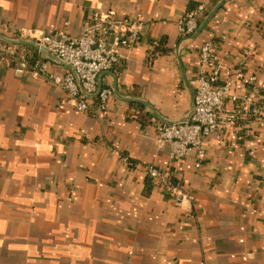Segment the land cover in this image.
Wrapping results in <instances>:
<instances>
[{
  "label": "crops",
  "instance_id": "crops-1",
  "mask_svg": "<svg viewBox=\"0 0 264 264\" xmlns=\"http://www.w3.org/2000/svg\"><path fill=\"white\" fill-rule=\"evenodd\" d=\"M201 5L198 33L180 36L177 20ZM108 9L143 33L101 78L114 91L104 113L78 112L49 79L0 64V264H264V113L247 137L204 139L199 170L156 143L159 119L191 112L205 40L264 84V0H0V50L21 32L76 37ZM159 43L167 52L155 56ZM131 104L153 122L130 119ZM148 166L178 179L184 199L149 182Z\"/></svg>",
  "mask_w": 264,
  "mask_h": 264
},
{
  "label": "built area",
  "instance_id": "built-area-1",
  "mask_svg": "<svg viewBox=\"0 0 264 264\" xmlns=\"http://www.w3.org/2000/svg\"><path fill=\"white\" fill-rule=\"evenodd\" d=\"M205 10L203 5L198 7L200 12ZM198 28L195 13H187L177 20V31L182 37H192ZM142 33V24L117 16L108 9L96 13L76 37L58 32L33 38L39 49H47L68 66L63 65L67 69L65 74L50 72L47 61L30 65L21 45L0 50V64L13 66L16 75L49 79L64 91L67 105L78 112L100 115L107 110L114 92L103 86L99 90V77L113 71L124 58V52L136 46ZM30 35L21 32L13 39H25ZM217 49L212 39L205 40L200 47L190 119L177 124L160 121L156 126V143L168 151L171 163L191 160L199 170L206 159L204 139L230 129L244 138L252 127L263 123L264 84L259 75L245 72L248 62L226 65ZM228 106L232 111L226 112ZM145 174L163 189L171 185V173L167 170L148 166ZM172 194L177 202L186 196L180 186H174Z\"/></svg>",
  "mask_w": 264,
  "mask_h": 264
},
{
  "label": "trees",
  "instance_id": "trees-1",
  "mask_svg": "<svg viewBox=\"0 0 264 264\" xmlns=\"http://www.w3.org/2000/svg\"><path fill=\"white\" fill-rule=\"evenodd\" d=\"M216 1H218V0H213L214 3ZM204 12H200V11H198V9H196L195 11L190 12V14L191 13H195L196 19L198 20L199 16L202 15ZM163 47H164V44L163 43H159L157 45L155 51H154V55L155 56H156V54L161 55L162 52H163V54L165 52H167V50H163L162 49ZM20 48L22 49L23 52L26 53L27 59H28V62L30 63V65H34L37 62L42 61L41 58L39 57L38 51H37V49L35 47H33L31 45H25V46L21 45ZM129 118L141 121L143 124H149V123L153 122V118H152L151 114L148 113L145 110V107H143L140 104H131L130 105ZM147 178H148V181L152 183V179H150L149 177H147ZM170 181H171V185H168V186L164 187V192L168 196H173L172 188L174 186H180L181 182L178 179H176L175 177H172V176L170 178Z\"/></svg>",
  "mask_w": 264,
  "mask_h": 264
},
{
  "label": "water",
  "instance_id": "water-1",
  "mask_svg": "<svg viewBox=\"0 0 264 264\" xmlns=\"http://www.w3.org/2000/svg\"><path fill=\"white\" fill-rule=\"evenodd\" d=\"M199 31V28L197 30L196 33H198ZM7 40V43H10V44H13V45H24V44H27V45H32L33 47H35L37 50L40 51L41 53V56L43 59H46V60H52L60 65H64L65 67L68 68L67 65H65L63 62L59 61L55 55H53L52 53H50L47 49H39V47L37 46V44L35 43V40L34 39H6ZM107 74H111V72L109 73H106L105 75ZM104 75H101L99 77V80H98V86H99V90L102 88L101 86V78L103 77ZM113 90V89H112ZM114 92V91H113ZM194 95H195V89L193 88V105H192V109H191V112L189 114V116L184 120V121H179V122H171L169 120H165V119H159V121L163 122V123H166V124H177V123H184V122H187L190 117H191V113H192V110H193V106H194Z\"/></svg>",
  "mask_w": 264,
  "mask_h": 264
}]
</instances>
